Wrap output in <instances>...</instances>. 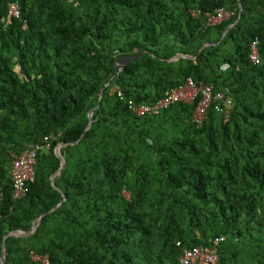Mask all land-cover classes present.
I'll use <instances>...</instances> for the list:
<instances>
[{"label":"trees","instance_id":"1","mask_svg":"<svg viewBox=\"0 0 264 264\" xmlns=\"http://www.w3.org/2000/svg\"><path fill=\"white\" fill-rule=\"evenodd\" d=\"M18 1L7 26L0 0V262L24 232L5 264H180L221 238L217 264H264V0ZM188 79L217 98L200 126L201 96L131 111ZM46 137L15 199L11 156Z\"/></svg>","mask_w":264,"mask_h":264},{"label":"built area","instance_id":"2","mask_svg":"<svg viewBox=\"0 0 264 264\" xmlns=\"http://www.w3.org/2000/svg\"><path fill=\"white\" fill-rule=\"evenodd\" d=\"M8 2L9 12L6 22L7 25H10L12 20L21 16V9L18 0H8ZM193 15L196 14L193 13ZM233 15L232 11L224 8L219 9L214 15H206L207 25H218L229 20ZM26 28L27 23L25 22L24 29ZM250 59L253 63L260 62L257 43L251 45ZM119 95L121 96V94ZM198 96H201V100L195 111L194 120L200 126L206 118L209 107L217 98L213 97L211 86L197 85L192 79H188L184 86L168 93L163 99L153 105H136L133 102H129V105L131 111L138 117L156 116L176 103H193ZM220 98L222 99V97ZM54 140V137H46L41 145L30 144L20 156H11V176L14 183L15 199H20L27 195V183L34 181L37 153L42 149L50 150ZM221 241L222 238L216 239L212 247L198 246L193 249H185L179 258L180 264H217V246ZM31 259L37 264H50L48 255L31 252Z\"/></svg>","mask_w":264,"mask_h":264},{"label":"water","instance_id":"3","mask_svg":"<svg viewBox=\"0 0 264 264\" xmlns=\"http://www.w3.org/2000/svg\"><path fill=\"white\" fill-rule=\"evenodd\" d=\"M228 30H229V29H228ZM225 35H226V34H225ZM208 46H210V44L205 45L203 48L208 47ZM143 54H144V53H141V54H139V55H135V56H132V57H123V56H120V57L118 58V65H119V67H120V71L123 70V67H124L127 63H129V62H131V61H133V60L138 59V58H139L140 56H142ZM180 58H182V57H181V56H177V57L174 58V60H178V59H180ZM185 58H188V57H185ZM101 98H102V95H101ZM94 111H95V109L92 110V111L90 112V114H89V117H90V124H89L88 129H89V128L91 127V125H92V115H93ZM60 148H61V146H58L57 149L55 150V153H56V155H57V156L60 158V160H61V167H60V169L58 170V172L52 177V185H53L54 188H56V189H58V187L56 186V183H55V177L61 173L62 169L64 168V166H65V164H66L65 159L60 155ZM58 190H59V189H58ZM64 201H65V197H64L63 202H64ZM63 202H61V204H62ZM61 204H59V205H58L53 211H55V210H56ZM44 216H45V214L42 215V216H40V217L38 218L36 224L33 226V228H32V230H31L30 233H34V232L37 230V228H38L39 224L41 223L42 218H43ZM25 235H27V233H24V232H12V233L8 234V235L5 237V239H4V243H3V249H2V251H3V256H2V258H1V262H0V264H5L6 259H7L6 239H7L8 237H12V236H13V237H18V236H25Z\"/></svg>","mask_w":264,"mask_h":264},{"label":"clouds","instance_id":"4","mask_svg":"<svg viewBox=\"0 0 264 264\" xmlns=\"http://www.w3.org/2000/svg\"><path fill=\"white\" fill-rule=\"evenodd\" d=\"M8 1V0H7ZM19 2V1H18ZM9 3V2H8ZM9 8V7H8ZM21 9V8H20ZM8 12H9V10H8ZM8 17V16H7ZM6 20H7V18L5 19V23H6V25H7V22H6ZM14 20H12V22H13ZM26 23H27V21H25ZM12 24V23H11ZM10 24V25H11ZM25 25V24H24ZM7 26H9V25H7ZM28 26V25H27ZM24 28V27H23Z\"/></svg>","mask_w":264,"mask_h":264}]
</instances>
